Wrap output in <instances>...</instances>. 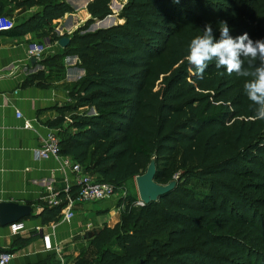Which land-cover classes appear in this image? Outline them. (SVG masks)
<instances>
[{
    "label": "trees",
    "instance_id": "trees-1",
    "mask_svg": "<svg viewBox=\"0 0 264 264\" xmlns=\"http://www.w3.org/2000/svg\"><path fill=\"white\" fill-rule=\"evenodd\" d=\"M259 1L129 0L121 24L95 32L86 27L112 15L110 0L87 4L91 18L63 54L76 56L85 75L45 126L58 131L61 155L115 192L152 160L154 181L176 184L142 207L120 200L119 223L94 231L72 264H264V120L253 119L258 106L244 92L251 77L215 60L198 77L186 58L205 24L217 40L221 21L232 37L264 39ZM247 3L256 10L246 12ZM9 5L40 6L14 28L52 44L60 39L53 21L73 12L64 0H0V15ZM244 68L253 70L247 58ZM63 206L43 204L38 217L56 221Z\"/></svg>",
    "mask_w": 264,
    "mask_h": 264
},
{
    "label": "crops",
    "instance_id": "crops-1",
    "mask_svg": "<svg viewBox=\"0 0 264 264\" xmlns=\"http://www.w3.org/2000/svg\"><path fill=\"white\" fill-rule=\"evenodd\" d=\"M64 1L73 12L52 25L58 36L70 39L90 20L86 6L92 0ZM40 11V6L21 10L9 5L6 16L16 27ZM36 38L32 33L20 34L16 28L0 33V203L13 202L32 210L31 219H22L25 232L11 236L8 226H0V250L12 253L9 264H72L86 249L94 231L119 223L124 205L121 193L116 192L101 202L75 205L70 222L58 219L44 224L38 217L48 189L62 192L73 186L71 173L63 175L52 160L35 159L38 133L45 134V123L56 119L57 109L70 102L69 91L85 71L78 67L76 56H63L64 48L57 42L33 64L26 48ZM32 76H36L33 81ZM27 80L30 83L25 84ZM16 111L22 118L16 117ZM24 120L31 122L37 133L24 129ZM128 191L129 197H138L135 182Z\"/></svg>",
    "mask_w": 264,
    "mask_h": 264
},
{
    "label": "built area",
    "instance_id": "built-area-1",
    "mask_svg": "<svg viewBox=\"0 0 264 264\" xmlns=\"http://www.w3.org/2000/svg\"><path fill=\"white\" fill-rule=\"evenodd\" d=\"M14 22L5 15H0V33L12 30ZM53 44L49 39L44 38L28 44L26 54L30 58L41 59ZM17 118H22L20 112H15ZM23 128L26 130L36 131L35 127L28 120H24ZM57 130L47 128L45 134H39V147L34 151L36 160H52L58 165V170L65 175L71 173L73 176V186L76 187L74 194H69L70 188L62 192L48 189V193L42 197L43 202L48 207H58L64 205L60 211L59 219L61 222H70L73 218V208L77 204L101 202L112 197L116 192L113 185L100 182L97 178L87 173L84 168L68 156L60 153L59 139ZM61 193L64 194L61 197ZM135 207H142L144 204L138 199L134 204ZM11 236L19 235L26 231L25 223L20 221L8 226ZM45 240L48 237H44ZM13 255L0 250V264H9Z\"/></svg>",
    "mask_w": 264,
    "mask_h": 264
},
{
    "label": "clouds",
    "instance_id": "clouds-1",
    "mask_svg": "<svg viewBox=\"0 0 264 264\" xmlns=\"http://www.w3.org/2000/svg\"><path fill=\"white\" fill-rule=\"evenodd\" d=\"M178 3L179 0H174ZM219 39L213 35L211 24H205L203 34L195 36L188 46V62L195 67L196 75L202 76L209 62L215 60L217 68L226 69L228 74L236 73L251 77L244 83L248 99L258 107L254 120H264V39L253 40L248 33L236 37L230 35L226 21L219 23ZM244 58L248 59L249 70L244 68ZM259 60V64L253 62Z\"/></svg>",
    "mask_w": 264,
    "mask_h": 264
},
{
    "label": "water",
    "instance_id": "water-1",
    "mask_svg": "<svg viewBox=\"0 0 264 264\" xmlns=\"http://www.w3.org/2000/svg\"><path fill=\"white\" fill-rule=\"evenodd\" d=\"M112 18L110 16L104 18L94 26L99 28H109L110 26L106 25V20ZM70 39L67 37H60L57 41L58 46L65 48L69 45ZM31 62L34 64L36 62L35 58L31 59ZM93 109L90 110V114H93ZM156 173L154 160L150 162L144 174L135 177V183L138 191L139 199L143 204L150 202H155L162 195L170 192L176 182L172 181L167 185H158L154 181V176ZM32 210L29 206L18 205L13 202H3L0 203V226L5 227L13 223L20 222L22 219L30 216Z\"/></svg>",
    "mask_w": 264,
    "mask_h": 264
},
{
    "label": "rangeland",
    "instance_id": "rangeland-1",
    "mask_svg": "<svg viewBox=\"0 0 264 264\" xmlns=\"http://www.w3.org/2000/svg\"><path fill=\"white\" fill-rule=\"evenodd\" d=\"M129 0H110V4H109V7H110V9H111V12H112V15L110 16V17H112V18H108L107 20H110V22L107 24L106 23V25L105 26H110V25H117V24H121L120 23V19H119V17H118V15L121 13V10H122V8H123V6L124 5H126L127 4V2H128ZM262 0H260L257 4V6L256 7H260V5L262 6L263 5V2H261ZM254 4V3H253ZM253 4H250V3H247V10H246V12H249V13H251V12H253L254 10H256L255 9V7H254V5ZM246 7V6H245ZM259 16H258V14L257 15H255V19H259L258 18ZM122 21V20H121ZM98 23V21H95L94 23H91V24H88V26L86 27L87 29H90V31L89 32H95V31H97L98 29H106V28H99L98 26H94V24L96 25ZM245 23H246V21H245ZM94 111V110H93ZM88 112H89V110H88ZM88 112H87V114H88ZM94 113V112H93ZM88 115H92V114H88ZM134 182H135V178H132V179H130V180H128L127 182H125L124 184H122V186H121V188H119L118 189V191L117 192H120L121 193V195H122V199L123 198H128L129 197V187H130V185H133L134 184ZM129 198H131V197H129ZM139 199V196L137 197V198H131V200H132V202H136L137 200ZM133 203V204H134ZM134 208H135V206L134 205H132ZM137 208V207H136Z\"/></svg>",
    "mask_w": 264,
    "mask_h": 264
},
{
    "label": "bare ground",
    "instance_id": "bare-ground-1",
    "mask_svg": "<svg viewBox=\"0 0 264 264\" xmlns=\"http://www.w3.org/2000/svg\"><path fill=\"white\" fill-rule=\"evenodd\" d=\"M110 19V18H109ZM106 23L108 24V20H106Z\"/></svg>",
    "mask_w": 264,
    "mask_h": 264
}]
</instances>
